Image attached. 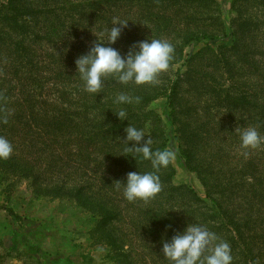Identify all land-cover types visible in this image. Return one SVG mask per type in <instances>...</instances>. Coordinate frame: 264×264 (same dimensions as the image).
I'll list each match as a JSON object with an SVG mask.
<instances>
[{"label": "rangeland", "instance_id": "rangeland-1", "mask_svg": "<svg viewBox=\"0 0 264 264\" xmlns=\"http://www.w3.org/2000/svg\"><path fill=\"white\" fill-rule=\"evenodd\" d=\"M70 2L80 0H15L13 6L22 15L13 18V25L10 22L6 29L0 21V70L4 69L7 79L0 88L7 119V125L0 121V136L12 143L16 159L13 172L0 171V264H169L161 251L162 238L170 239L173 230L182 231L194 222L230 244L233 264H243V254L255 264H264V145L244 149L235 131L256 127L264 136V0H195L164 5L166 16L179 32L162 37L151 24L139 27L128 23L111 47L123 56L139 41L166 40L174 47L169 69L154 85H122L108 77L97 96L84 91L75 61L111 26V16L98 21L81 10L65 16L63 8ZM0 3L6 5L7 0ZM155 4L154 10H161L164 3ZM133 6V17L138 18L141 13L137 4ZM183 30L223 37L216 49L224 43L228 48L219 49L218 55L206 50L194 56L209 43L190 45L183 49L179 61L176 46ZM221 52L224 56H219ZM225 60L231 78L222 67ZM174 83L173 107H169L166 97H171ZM19 91H29L36 104L27 137L30 143L24 146L25 126L14 119ZM121 93L139 99L117 104L114 101ZM240 96L248 102L232 101L231 105L228 98ZM145 97L155 99L146 102ZM121 110L127 120L121 121L115 114ZM128 124L144 130L154 151L162 148L176 153L169 166L158 172L161 192L148 202L127 201L123 188L115 183L124 182L130 172L153 171L150 161L143 159L139 168L130 169L132 164L124 155ZM50 145L54 147L49 149ZM81 148L82 166L87 176L94 171V182L83 176L82 170L62 167L61 161L56 171L51 170L52 152L73 161ZM86 148L92 163L85 158ZM181 149L191 157L189 166L181 158ZM22 158L25 161L18 160ZM24 168L31 171L30 177L21 175ZM51 171L56 175L45 174ZM66 174L67 190L89 187L82 195L85 202H91L90 207L75 198H52L47 190L35 191L61 181ZM104 177L106 191L100 186ZM204 183L212 187L211 199L206 198ZM215 205L240 225V243L237 234L230 233L232 226L229 231L216 226ZM103 208L118 212V220L102 223ZM169 224L173 230L166 231ZM244 248L248 252L243 253Z\"/></svg>", "mask_w": 264, "mask_h": 264}, {"label": "clouds", "instance_id": "clouds-1", "mask_svg": "<svg viewBox=\"0 0 264 264\" xmlns=\"http://www.w3.org/2000/svg\"><path fill=\"white\" fill-rule=\"evenodd\" d=\"M128 22L114 18L111 26L105 28L88 53L75 61L77 74L86 93L94 96L101 94L108 77L114 78L122 85L129 83L137 86L154 85L159 83V76L168 71L174 47L166 40L149 38L139 41L123 56L111 47L121 37ZM134 99L138 101L139 98L121 93L114 102L131 104ZM115 114L121 121L127 120L123 110ZM124 131L126 133L124 142L127 144L124 155L132 157L135 161L137 158L150 161L153 171L130 172L124 182L115 183L123 188V196L127 201L148 202L161 192L162 185L158 172L169 166L176 153L171 150L154 151L152 139L142 129L128 124ZM235 131L239 133L241 147L244 149H257L264 145V136L256 127L236 128ZM13 150L12 143L0 136V160L8 159ZM168 230H173L170 224L166 225V231ZM173 231L170 239L161 240L163 258L169 264H233L230 244L205 226L194 222L187 224L182 231Z\"/></svg>", "mask_w": 264, "mask_h": 264}, {"label": "trees", "instance_id": "trees-1", "mask_svg": "<svg viewBox=\"0 0 264 264\" xmlns=\"http://www.w3.org/2000/svg\"><path fill=\"white\" fill-rule=\"evenodd\" d=\"M184 1H188V2L191 3L194 0H183V1L182 0H178V2H177V0H80V2H78V3L70 2L68 5H66L67 7L63 8V11H64L65 16H68L69 12L71 14H77V10H81L82 13L85 14L87 12L88 15H92L94 17V20H98V21H101L104 16H107V15L110 14L111 21H113V19L115 17H117L120 20L129 21L128 23H131L132 25L135 22V23H137L139 25V27H141L143 24L144 25L151 24L152 27L154 28V30L156 31V33H158V35L161 34V37H162V36L167 35L168 33H173L175 30L177 32H179L177 30L176 26H173L172 21L169 20L171 17L170 16H166V10L163 9L164 5H167V6H169V5H180V3L184 2ZM14 2H15V0H7V4L6 5H4L3 3H0V19H1L0 21H1V24L3 25L2 26L3 29H6L5 25H10V22L13 25V18L20 17L22 15V14H20L18 12L16 7L13 6ZM158 2L164 3V4L161 5L162 9L161 10L160 9L159 10H154V8H153L154 3L157 4ZM134 4H137V12L141 13L138 18H134L133 17V15H134L133 9L135 7V6H133ZM185 4H187V3H185ZM143 5L145 6V8L141 9V7ZM149 6H150V8H147ZM115 7H117V8H115ZM78 14L80 15V13H78ZM28 20H29L28 24H30L31 19H28ZM5 21L8 22L9 24H4ZM26 26H28L27 23H26ZM1 32H2V30H1ZM180 32L183 33L181 35L182 36L181 42H180V44H178L176 46V47H178L177 51H178L179 56H180L178 58L179 61H180V58L182 57V55H184V53H183L184 50L183 49L186 48V47H189L190 45L198 46L201 43H209V45L205 46V48L202 51L197 52V54H193L194 56H196V55L198 56L200 54H203L206 50H209L210 52H214V53H216L218 55V52H219L218 50L219 49L222 51L223 49L228 48V46H226L225 43H224L223 46H219L216 49V45H218L219 42L223 41L222 40L223 37L215 36L213 34H210L207 31H204L201 34L190 32L189 30H186V31L183 30V31H180ZM179 34L180 33H178V36H179ZM21 49H23V48H21ZM19 54H22L23 57L28 58L26 56V54L23 53V52H20ZM220 55L224 56L223 52H221V54H219V56ZM228 64L229 63L225 60L223 62V66L222 67L227 71L228 78H231L232 76L230 75V72L228 71L229 70ZM2 73L6 74L4 69L0 70V88L2 86V83H6L7 82L6 81L7 79H5L6 76L3 75ZM1 75H2V77H1ZM174 86H175V83H174V85L171 88V93H172L171 97L170 96L166 97V99L170 101L169 102L170 104H168L169 107H173L172 97H174V93H175ZM2 91H3V89H2ZM2 96H6V94L4 93V94H2ZM155 97H153V98L152 97L151 98L150 97H145L143 101L150 102V101L154 100ZM243 97L244 96H240L239 98H237V97H229V98L227 97V98L231 101V103H232V101H233V103L240 102L243 105V104L246 103L245 100L248 102V99L243 98ZM40 99L41 98H39V100ZM42 100L43 99H41V101ZM15 101H16V103L14 105V108H15V110H18L17 116H15V118H14L15 122H17V124H19L21 126H25V130L21 129V130L25 131V133L23 134L22 146H24V143H25V145L26 144L29 145L30 142L27 140V137L30 135L29 131L31 130V121L32 120L34 121L32 112H33V109H34V105H36V104H34V102L31 101V94L29 93V91H27L26 94L21 93L20 91H19V94H18V92H17L16 95H15ZM1 102L2 101L0 100V121L2 122V124L7 125V119L3 115V113L6 111V107H3L1 105ZM233 103L231 105H233ZM41 104H45V102L42 101ZM123 105H128V104H123ZM131 114H132V112H131ZM63 117H64V119H63L64 121L66 120L67 123L73 124V120H70V121L67 120V119H69V117H66V116H63ZM167 117H169V115ZM4 119H6V120H4ZM172 120H173L174 124L178 125V122H177L176 118H173ZM60 124H62V123H60ZM73 126H75V128H76V126H78V124L74 123ZM57 127H55V129ZM68 128H69V126H68ZM57 130H59V128H57ZM176 132L179 133V129L178 128L176 129ZM0 135H1V133H0ZM82 136L83 135L81 134L78 138H81ZM179 139H181V137H179ZM84 140L86 142H88L89 136L86 135ZM49 147H50L49 149H52L54 146L50 145ZM160 149L162 150V148H160ZM78 150H79L78 153H77V157L78 158L73 160V161L70 160V159H66L65 160V158H63L61 156V154H60V157H59V155H57V154L55 155L54 152H52L50 157H51V162H53L52 166L53 165L54 166H53V168H51V170H55L56 167H57L58 161H61L62 167L65 168V167L68 166L73 171L82 170V171H80V173H83V176L84 175L87 176V173L85 172V167L82 166L83 164H82V161L80 159V158H82V156H81L82 148L78 149ZM85 150L87 151L88 149L86 148ZM16 151H19V150H16ZM85 156H87L85 158L87 160H90V163H92L91 152L87 151V153H85ZM127 158H128V162L127 163L132 164L130 169H132V167L139 168L138 165L143 163V161H140V160H142L140 158H137L136 161H135V159H133L130 156H128ZM181 158L185 159V161L188 164V166L190 165L189 162H190L191 157L186 152V149H181ZM62 159H64V162L62 161ZM15 160L16 159L14 158L13 153L8 159L0 160V171L5 172V171L12 170V172H13V168L16 167L15 166V162H16ZM18 160L25 161L24 158L18 159ZM25 164H28V163L25 162ZM89 165L86 166V167H89ZM59 169H57V172H58ZM191 170H194V169H191ZM55 171H53V172L51 171L50 174L49 173H45V174L47 176L56 175ZM30 172L31 171H28V170H26V168H24L23 174L21 173V175L24 178H27V177H30L29 176ZM69 173H71V171H69ZM93 175H94V171H92L91 174L89 176H87L89 178L88 180H91V181L94 182V176ZM68 176H69V174H66L63 178H60L61 181L58 180V178H57V180L59 182L47 183L49 185V187H48V185H46L47 187L44 190H41V188L38 187L37 190H35V191L36 192L42 191V193L44 191V193H46L45 190H47L48 196H50L52 198H59V197H62V196H68L69 198H75L77 201L79 200V203H83V205H86L87 207H90L91 202H89V203L85 202L83 200V195H82V193L86 192L89 187H87V186L76 187L75 186V187L70 188L69 190H67V187L65 186L64 181L67 180ZM168 176H170V174ZM33 179L35 181L37 180L35 178H32V180ZM106 183H107V181H106L105 177L100 180V184H101L100 186L102 187L103 190H105L104 186L106 185ZM205 183L203 184V186H204V188H205V190L207 192L206 193V198L207 199H211L212 187H210L208 184H205ZM33 185H35V184L33 183ZM188 191H189V193H191L193 195V192H192L191 189H188ZM110 197L111 198L113 197L112 193H111ZM115 201H117V199H115ZM216 207H218V209ZM219 207L220 206H216L215 205V208L218 211V216L215 217V219H217L219 221V223H218L219 225H216V226L220 227L221 229L224 228L227 231H229V227L232 226L233 230H230L231 231L230 233L233 234L232 231H234L235 234H237L236 235L237 236V240L240 243V241L242 239L241 238V234L239 232L240 225L239 224H234L232 222V220H229L228 218H226V215L222 212V210ZM100 212L104 213L103 216L100 215L102 223L103 222L104 223L105 222H114V221L118 220L119 213L116 212L113 209L103 208L102 210H100ZM219 218H221V220ZM233 237H234V235H233ZM233 241L235 242V240H233ZM240 246L246 247V246H244L242 244H240ZM242 252L243 253L244 252H248V250L246 248H244L242 250ZM241 260L243 261V264H252V262H253V264H255V261L252 260L251 257H246V259H245L244 254L242 255Z\"/></svg>", "mask_w": 264, "mask_h": 264}, {"label": "crops", "instance_id": "crops-1", "mask_svg": "<svg viewBox=\"0 0 264 264\" xmlns=\"http://www.w3.org/2000/svg\"><path fill=\"white\" fill-rule=\"evenodd\" d=\"M183 1V0H182ZM195 1V0H194ZM177 2H178V0H177ZM185 2V1H184ZM184 2H182V3H180V4H185ZM191 3H193V2H191Z\"/></svg>", "mask_w": 264, "mask_h": 264}]
</instances>
